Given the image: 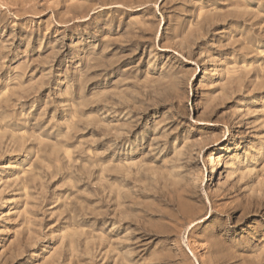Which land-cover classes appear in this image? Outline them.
<instances>
[{
  "label": "rangeland",
  "instance_id": "374dc122",
  "mask_svg": "<svg viewBox=\"0 0 264 264\" xmlns=\"http://www.w3.org/2000/svg\"><path fill=\"white\" fill-rule=\"evenodd\" d=\"M0 264H264V0H0Z\"/></svg>",
  "mask_w": 264,
  "mask_h": 264
},
{
  "label": "bare ground",
  "instance_id": "6f19581e",
  "mask_svg": "<svg viewBox=\"0 0 264 264\" xmlns=\"http://www.w3.org/2000/svg\"><path fill=\"white\" fill-rule=\"evenodd\" d=\"M216 254V253H215ZM185 256H187V255H185ZM192 257V256H191ZM193 257H196V255L195 254H193Z\"/></svg>",
  "mask_w": 264,
  "mask_h": 264
}]
</instances>
